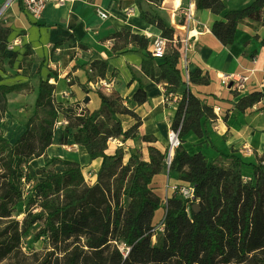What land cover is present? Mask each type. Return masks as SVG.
<instances>
[{
    "label": "trees",
    "instance_id": "obj_1",
    "mask_svg": "<svg viewBox=\"0 0 264 264\" xmlns=\"http://www.w3.org/2000/svg\"><path fill=\"white\" fill-rule=\"evenodd\" d=\"M159 1L161 5L163 0ZM136 2L141 17L159 28L161 36L168 40L160 77L154 74L155 57L151 52L154 41L145 35L118 31L111 37L115 39L112 51L114 55L139 54L144 74L167 82V95L176 93L185 83L178 67L181 41L175 40V28L155 7L154 0ZM144 2L149 9L144 8ZM197 6L224 15L223 20L214 22L212 33L225 46L234 43L241 20L252 18L264 24V0H255L235 10H227L226 0H197ZM0 30L8 39L10 29ZM132 44L137 50L128 49ZM108 67L107 58L94 60L90 81L97 83L105 79ZM24 73L28 72L24 70ZM189 81L209 84L211 79L207 72L197 68L189 72ZM138 82L133 98L142 105L149 97L142 81ZM30 89L29 81L1 83L0 96L7 104L8 94ZM83 89L90 92L87 85ZM97 93L101 105L94 111L77 112L66 107L72 113L65 115L68 123L62 128L61 138L64 145L73 139L83 146L91 161L102 159L93 185L86 182L78 161L63 160L61 171L52 165L59 158L47 154L61 114L55 100V85L49 79H40L34 111L19 138L11 142L0 131V218H11L15 207L24 202L26 217L22 234L34 225L39 226L35 239L48 236L53 246L39 264H264V156L257 164L250 165L252 178L247 180L243 173L246 163L236 155L221 154L226 163L218 164L208 161L202 153L191 155L183 144L178 147L169 177L193 184L195 199H184L175 193L168 199L164 234L154 244L153 222L156 211L162 207V199L151 183L156 174L166 170L167 151L150 146L149 160L138 150L131 153L127 162L123 147L109 153L110 140L136 138L142 121L123 103L119 93L107 95L101 90ZM263 98L264 93L254 92L240 98L235 107L244 112ZM119 114L133 116L136 123L125 130L117 117ZM216 118L214 108L196 96L187 84L171 129L179 131L183 143L191 131L203 137L202 120ZM143 139L151 142L154 137L145 135ZM31 157H44L46 169L42 171L43 180L36 183L25 202L22 163ZM196 202L200 205L198 212L193 208ZM34 205L38 211L31 210ZM18 225L16 221L14 233L0 232V262L12 250L5 240H20ZM122 245L125 250L121 249Z\"/></svg>",
    "mask_w": 264,
    "mask_h": 264
},
{
    "label": "crops",
    "instance_id": "obj_2",
    "mask_svg": "<svg viewBox=\"0 0 264 264\" xmlns=\"http://www.w3.org/2000/svg\"><path fill=\"white\" fill-rule=\"evenodd\" d=\"M175 1L163 0L161 12L175 28V38L181 44L188 38L191 44L186 53L187 61L180 58L178 67L185 83L176 93L167 95V82L153 80L144 74L139 54L114 55L112 51L115 39L111 37L118 31L145 35L151 41L161 36L159 28L141 17L136 0H65L59 6L53 3L47 5L40 19L26 12L21 0H0V7L5 6L0 26L10 29V40L16 41L13 50L18 53V64L22 63L23 72H28L21 75L19 81L4 84L29 81L32 86L30 93L14 92L10 95L24 102L30 97L33 110L41 78L49 79L55 85L58 102H63L66 107H72L77 112L81 109L96 110L101 103L97 93L99 90L107 95L119 93L123 103L142 121L136 138L110 140L108 152L114 153L117 147H123L125 162L131 153L138 150L144 159L149 160L150 146L167 151L171 124L189 84L196 96L214 108L217 118L203 119L204 136L199 137L191 131L184 137L183 146L191 155L202 153L208 161L218 164L226 163L221 154L236 155L246 163L243 173L248 175L247 180L251 179L250 165L257 164L259 158L264 156V98L244 112L237 110L235 103L248 94L264 93V24L252 18L241 20L234 43L225 46L212 33L214 22L223 20V14L217 15L210 9L200 10L197 0H181L184 5L180 7H176ZM254 1L226 0L227 10L242 9ZM173 10L175 22L172 21ZM99 11L105 12L107 17H101ZM177 24L184 29L179 30ZM128 49L135 51L137 46L132 44ZM102 57L109 60L105 80L111 83L110 90L101 87L100 80L97 83L90 81L93 77L91 64ZM164 61V57L153 60L156 78L162 73ZM197 68L210 75L209 84L189 81V72ZM242 76L246 80L243 87L238 88L240 84L236 79ZM137 79L142 81L149 97L142 105L133 98L139 88ZM83 85H87L90 92H86ZM87 98L88 103L85 102ZM117 117L125 130L136 123V119L129 114H119ZM27 120L22 125L18 124L21 131L14 129L17 134L11 142H15L25 131ZM59 121L62 124L57 126L53 144L47 150L49 157L57 156L59 160L55 162L59 164L65 159L78 161L83 173L90 174L96 182L102 159L91 161L85 148L73 139L67 145L62 144V128L68 121L62 114ZM145 135L154 137V140L145 141ZM36 160L38 164L45 165L44 157ZM182 182L170 178L169 169L154 176L151 187L161 197L162 207L174 195V186ZM160 209L155 213V223L163 218L161 213L157 215Z\"/></svg>",
    "mask_w": 264,
    "mask_h": 264
},
{
    "label": "rangeland",
    "instance_id": "obj_3",
    "mask_svg": "<svg viewBox=\"0 0 264 264\" xmlns=\"http://www.w3.org/2000/svg\"><path fill=\"white\" fill-rule=\"evenodd\" d=\"M155 1V7H159L160 9V1ZM145 9H149L148 3L144 2L143 4ZM162 13V12H161ZM3 26H0V29ZM176 32V31H175ZM15 40H10V35L8 39L6 38V33L0 30V84L6 83L10 81H19L21 80L20 76L24 74L23 72V64H18V53L14 51ZM170 44V43H169ZM22 69V70H21ZM32 87V86H31ZM38 90V89H37ZM30 93V90L25 91L24 93ZM10 95V94H9ZM56 103L58 104L62 116L72 113L70 110H67L65 104L63 102H58L57 97H55ZM100 101V100H99ZM32 99L30 97L26 98V102L24 100H20V98L16 96L10 95L7 96V104L5 100L0 96V131L11 141L15 138L17 132H14L15 128H18V131H21L22 128L18 124L24 123L33 113L32 107ZM24 105L23 107H21ZM101 103L97 107H100ZM68 113H67V112ZM60 114V116H61ZM60 118V117H59ZM28 121V120H27ZM58 122L59 119H58ZM58 122L56 123L55 132L58 129ZM9 123V125H8ZM63 132V129H62ZM169 148V147H168ZM167 148V155H168ZM69 149V148H67ZM70 150V149H69ZM48 154V153H47ZM37 158L31 157L24 159L22 163L23 169V194L25 202L28 200L29 195L32 193L33 188L36 183L43 180L42 171L46 169L45 165L38 164ZM62 164L54 162L52 165L57 170H63V160H61ZM166 170L169 169V165L167 163V158L165 161ZM85 175V174H84ZM247 174H244V179L247 178ZM86 182L89 185H93L95 183L94 178L90 176V174L85 175ZM175 194H179L178 190L175 189ZM197 203V202H196ZM127 206V203H125ZM31 210L38 211V207L34 205ZM167 211V202L163 204V207L157 212V215L161 213L163 216L159 222H153L155 225L154 233L155 235L152 238V243H156L158 239L160 240L164 234V226H165V216ZM26 217L25 205L24 202L19 203L13 213L11 218H0V232L7 231L8 233H14L16 229V221H19V231L21 233L20 240L17 241L14 239H6L5 243L10 245L12 249L6 257L0 262V264H39L45 256L49 253V251L53 250V246L50 242L48 236H42L40 239H35L36 233L39 231V226H33L28 233L22 234L23 231V220ZM40 224V223H39ZM122 250H125L124 246H121Z\"/></svg>",
    "mask_w": 264,
    "mask_h": 264
},
{
    "label": "built area",
    "instance_id": "obj_4",
    "mask_svg": "<svg viewBox=\"0 0 264 264\" xmlns=\"http://www.w3.org/2000/svg\"><path fill=\"white\" fill-rule=\"evenodd\" d=\"M21 2L26 12L31 14L36 19H40L42 18V15L47 5H49L50 3H53L59 6V5L64 4L65 0H21ZM4 11H5V6L0 7V20L4 14ZM99 14L103 18L107 17V14L103 11H99ZM175 40L177 39L175 38ZM189 42L190 40L187 38L186 40L183 41V44H181V48H180L181 57L185 61H187L186 53L191 47L190 46L191 44ZM167 44H168V40L166 38L162 36L156 37L154 39V42L151 48L152 55L155 58L164 57L166 53V49H167ZM11 48H14V47L11 46ZM236 80L240 84L238 88H242L243 82H245L246 78L242 76V77L237 78ZM99 84L101 85V87H104L107 90H110L111 83H109L107 80L101 79L99 81ZM61 124H62L61 122H58V126H60ZM181 145H182V140L179 136V131L172 130L169 133V148H168V156H167V163L169 167L172 163L175 150ZM174 189H177L180 194V197L184 199H191V200L195 199V186L191 183L182 182L180 184H176L174 186Z\"/></svg>",
    "mask_w": 264,
    "mask_h": 264
},
{
    "label": "bare ground",
    "instance_id": "obj_5",
    "mask_svg": "<svg viewBox=\"0 0 264 264\" xmlns=\"http://www.w3.org/2000/svg\"><path fill=\"white\" fill-rule=\"evenodd\" d=\"M175 2H176V3H175L176 7H180V6H183V5H184V4H183L184 0H183V2H181V0H176ZM171 13H172V15H173V16H172V17H173V18H172V21L175 22V17H174V15H175L174 13H175V12H174V10L171 11ZM177 27H178L179 30H183V29H184L183 27L179 26L178 24H177Z\"/></svg>",
    "mask_w": 264,
    "mask_h": 264
},
{
    "label": "water",
    "instance_id": "obj_6",
    "mask_svg": "<svg viewBox=\"0 0 264 264\" xmlns=\"http://www.w3.org/2000/svg\"><path fill=\"white\" fill-rule=\"evenodd\" d=\"M85 102H89V98H87L86 100H85ZM193 208H194V210L196 211V212H198L199 210H200V205H199V203L197 202V203H195L194 204V206H193Z\"/></svg>",
    "mask_w": 264,
    "mask_h": 264
}]
</instances>
